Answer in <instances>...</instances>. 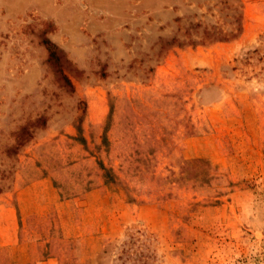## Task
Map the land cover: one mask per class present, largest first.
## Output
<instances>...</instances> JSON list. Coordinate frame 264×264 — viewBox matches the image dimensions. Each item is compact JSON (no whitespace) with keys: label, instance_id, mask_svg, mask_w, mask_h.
Returning a JSON list of instances; mask_svg holds the SVG:
<instances>
[{"label":"rangeland","instance_id":"374dc122","mask_svg":"<svg viewBox=\"0 0 264 264\" xmlns=\"http://www.w3.org/2000/svg\"><path fill=\"white\" fill-rule=\"evenodd\" d=\"M28 188L59 264H264V0H0V196Z\"/></svg>","mask_w":264,"mask_h":264},{"label":"crops","instance_id":"0c3cea01","mask_svg":"<svg viewBox=\"0 0 264 264\" xmlns=\"http://www.w3.org/2000/svg\"><path fill=\"white\" fill-rule=\"evenodd\" d=\"M45 182L46 179H41L33 185H43ZM33 191H30V188H28L11 193V195H7L8 197L0 196V249L9 247L15 251V249L20 247L19 251H23L25 256L19 255V257L29 260V258H34L35 256L38 264H59L58 255L42 256L40 254L38 256L33 251L32 248L34 247L32 244L28 249L26 247V241L30 240L32 236V230L29 231L28 229H31L33 226L30 222L26 223V221H29L28 218L33 214V209L38 211L37 198L42 203H45L46 199H50L43 189H35V192H38L35 196L32 193ZM14 194L15 198H13ZM57 199V195H54V200Z\"/></svg>","mask_w":264,"mask_h":264},{"label":"trees","instance_id":"16d2710c","mask_svg":"<svg viewBox=\"0 0 264 264\" xmlns=\"http://www.w3.org/2000/svg\"><path fill=\"white\" fill-rule=\"evenodd\" d=\"M221 39H224V37H221L220 40H221ZM47 47H48V50H49L50 56L53 57V55L56 54V50H55V48H54L52 45H50L49 43H47Z\"/></svg>","mask_w":264,"mask_h":264}]
</instances>
